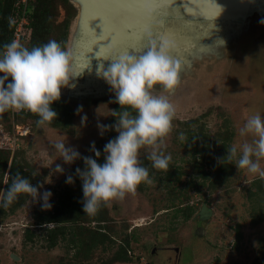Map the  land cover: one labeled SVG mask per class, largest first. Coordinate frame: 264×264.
<instances>
[{"label":"rangeland","instance_id":"374dc122","mask_svg":"<svg viewBox=\"0 0 264 264\" xmlns=\"http://www.w3.org/2000/svg\"><path fill=\"white\" fill-rule=\"evenodd\" d=\"M56 1L60 6L49 40L61 43L68 5L65 6L63 0ZM71 5L75 15L70 17L63 47L75 53L72 67L78 76L72 82L74 87L62 89L60 96L71 110L70 122L63 128L38 127L35 120L17 111L0 114V130L13 135L18 142L14 153L7 152L6 172L16 157V161L26 166L33 185L42 184V191H51V204L57 201L64 188L65 177L77 167L83 168L82 160L63 165L52 145L66 140L83 157L92 155L89 145L95 142L96 148L101 150L100 158H103L104 144L116 135L111 130L103 136L98 134V122L114 123L110 112L115 107L114 94L96 76L93 62L85 66L77 61L81 54L74 44L71 46L77 7ZM171 27L167 25L166 30H175L176 37L167 38L174 37L177 49L182 45L194 48L171 54V59L180 65V84L172 93L166 94L176 108L173 130L165 138L164 151L171 155L168 169H152L146 152L141 150L140 159L149 168L153 182L142 183L134 194L107 205L105 225L112 242L106 241L85 258L74 256L75 250L67 239H58L56 246L47 247L46 231L32 225L34 214L41 209L40 204L30 203L24 196L22 204L2 218L0 264H264V197L257 192L254 183L258 177L236 169L230 163L227 178L222 183L212 185L203 181L194 169L191 150L185 140L192 131L199 138L231 146L239 142L238 129L249 115L260 113L264 117V23L251 20L249 26L241 30L230 28L225 33L220 30L221 38L216 40L212 33H217V29L208 31L211 24L204 30L185 27L182 23L176 27L173 23ZM169 31H166L167 35H170ZM29 40L22 44L27 46ZM88 42L86 40L87 45ZM192 49H196V55L191 56ZM99 86L109 90V94L92 99L81 97L82 90H76L85 87L84 91H89ZM155 91L160 92V89ZM78 106H82L81 113L76 112ZM85 114L87 120L81 125L80 116ZM179 133L184 134L183 141L179 139ZM210 161L214 162V159ZM57 163L64 168L63 174L49 176ZM203 166L206 171H215L204 163ZM173 171L181 172L179 181L175 177L167 178ZM5 180L4 176L3 184ZM203 205L211 215L200 219L198 212ZM187 206L192 207L194 213L185 219L181 209ZM178 209L180 211L176 212ZM259 211H262L263 219L252 225V218ZM85 225L92 228L95 223ZM26 227L33 231L31 238L24 233ZM236 230L239 238H236ZM125 241H128V252L124 260L114 261V256L122 253L120 247ZM12 255L18 259H13Z\"/></svg>","mask_w":264,"mask_h":264},{"label":"clouds","instance_id":"9594fccd","mask_svg":"<svg viewBox=\"0 0 264 264\" xmlns=\"http://www.w3.org/2000/svg\"><path fill=\"white\" fill-rule=\"evenodd\" d=\"M143 11L146 16H152L150 5L146 4ZM143 39L147 41V48L141 54L125 53L106 59L107 67L103 63L96 67V76L109 87L114 102L119 105V110H110L114 123H97L100 136L109 130L116 133L103 146V162H98L101 150L96 148L95 142L89 145L92 155L83 157L66 140L52 145L63 165L82 160L83 168L77 167L74 175L66 176L65 183L71 185L74 177L79 179L82 212L88 216H96L103 206L134 194L140 184L153 182L149 168L140 159L142 149L152 169L166 171L171 161L164 147L165 138L173 130L176 108L166 94L180 84V65L171 59L174 44L170 39L157 41L148 28L143 32ZM72 63L71 51L56 40L31 48L17 40L3 45L0 50V114L27 111L38 117V127L51 124L58 115L52 105L60 100L62 89L74 87L72 82L78 76ZM82 111V106H78L76 112ZM86 120V114L80 116L81 125ZM237 134L239 142L229 146L218 163L227 161L236 169L264 179V117L260 113L249 115ZM184 138V134L179 133V139ZM63 172L64 168L57 163L49 176ZM4 176L8 186L0 188V207H9L24 195L30 203L39 202L42 210L51 208L52 193L47 189L42 191V184L33 185L19 173L10 177L4 172Z\"/></svg>","mask_w":264,"mask_h":264},{"label":"trees","instance_id":"16d2710c","mask_svg":"<svg viewBox=\"0 0 264 264\" xmlns=\"http://www.w3.org/2000/svg\"><path fill=\"white\" fill-rule=\"evenodd\" d=\"M27 18L29 20L30 28V40L26 47L31 48L38 46L49 41V34L52 30L54 20L56 19L58 6L56 0H29ZM18 0H0V50L3 45L11 42L13 32L12 20L17 15ZM63 2L68 5L66 9V21L63 24V33L60 36L61 45L63 46L66 41L67 32L70 24V17L75 15V9L67 1ZM53 109L58 113L57 118L51 124L52 127H66L70 122V108L63 100L52 105ZM115 110H119V105L115 103ZM20 114L26 115L32 120H37L34 114L27 111H19ZM188 147L191 150L192 164L198 176L203 181H207L212 185L222 183L227 178V171L230 167V163L224 161L222 164L218 163L219 158L226 155V150L229 147L225 142H210L199 136L195 135L192 131L188 132V137L185 139ZM194 144V145H193ZM190 145H193L190 147ZM16 158V157H15ZM13 158L9 167V176H14L19 173L21 176L29 178L23 163L16 161ZM211 158L214 162L210 161ZM98 162H103V158H100ZM9 163V154L7 151L0 150V188H7V184H3L4 172L7 171ZM203 163L211 167L215 171L212 173L204 169ZM150 174V173H149ZM74 175V171L71 172ZM180 171H173L167 174V178L175 177L179 181ZM10 183V181H9ZM257 192L264 197V179H256L254 181ZM24 195L12 203L9 207H0V224L2 218L7 212H13L17 207L22 204ZM82 190L81 182L74 177V183L67 185L65 183L64 188L59 192L57 201L51 204V208L42 211L41 209L33 216L34 223L32 225L38 226L43 231H46L47 247L51 248L56 246L58 239H67L69 246L75 250L74 256H80L85 258L90 256L95 248L98 246H104L105 242H112L110 233L105 225L107 215V205L103 206L96 216H88L82 212ZM180 211L179 209L176 211ZM181 212L185 215V219L189 218L194 209L190 206L181 209ZM263 219L262 211H259L255 217L252 218V225L258 224ZM95 223L94 227H87L85 224ZM52 224L51 228L47 225ZM26 227L24 233L28 238L33 235ZM239 231L236 230V238H239ZM128 241L125 244H121V254L114 256V261H122L125 258L126 252H128Z\"/></svg>","mask_w":264,"mask_h":264},{"label":"water","instance_id":"95a60500","mask_svg":"<svg viewBox=\"0 0 264 264\" xmlns=\"http://www.w3.org/2000/svg\"><path fill=\"white\" fill-rule=\"evenodd\" d=\"M69 1L77 7L76 22L71 29V46L74 44L73 46H76L78 53L81 54V61L77 56L78 54L75 56L78 57L77 61L82 65L86 66V64L93 62L96 69L100 63L105 65L108 62L106 59L118 57L125 53H142L147 47V41L143 39V32L146 28L152 30L153 38L157 41H159V38L155 35L157 33L165 38L171 35L176 37V31L173 29L171 31L168 29L170 35H162L160 31L156 30L158 26L164 31H167V28L155 21H146L138 8L134 10L126 8L122 0ZM125 2L131 5L134 0H125ZM159 2L164 9L161 17L165 21L166 27L168 25L172 26L171 28H173V23L174 25L175 23L176 25L182 23L185 27H195L199 24V22L196 23L198 18H202V21H210V18L217 17V19L230 20L235 23L238 18L244 19L252 10L258 8H260V11L264 10V0H172L171 4L166 0H159ZM210 2L213 6L210 5ZM169 7L172 8L171 15L167 13ZM97 12L102 13L103 17L109 21L115 17L116 23L106 27L104 19L96 18L90 21ZM233 22L231 24H234ZM117 37L123 39L118 41ZM174 37L171 39L174 44L171 54L181 53L180 49L189 51L193 47L182 45L177 49ZM86 40L89 41L88 45ZM78 89L80 87H77L76 90L78 91ZM210 215L211 211L205 205L198 212L200 219L208 218ZM12 257L18 259L16 256L12 255Z\"/></svg>","mask_w":264,"mask_h":264},{"label":"flooded vegetation","instance_id":"af4514ba","mask_svg":"<svg viewBox=\"0 0 264 264\" xmlns=\"http://www.w3.org/2000/svg\"><path fill=\"white\" fill-rule=\"evenodd\" d=\"M254 18V19H253ZM264 18V10L263 11H260V8L258 9H255V10H252L250 12L249 15H246V17H244V19H240L238 18L234 24H231L229 21H226V20H220L219 18L218 19H213L211 21H202V20H196V23L199 22V24L195 25L196 28H199L200 30H204V28L211 24V27L208 31H213L214 29H217V33H212V37L213 39L216 40V38H221V33H225L226 30L230 29V28H233V29H236V30H241L243 29L244 27L246 28L247 26H249L251 20H254L256 21V23H259L261 22ZM175 27H176V23H175ZM189 27V26H188ZM220 30H221V33H220ZM210 33H208L209 35ZM147 48V47H146ZM146 50V49H145ZM195 50V51H194ZM192 49L191 51L193 52L192 55H196V49ZM141 54V53H140ZM218 54V53H217ZM225 59V58H224ZM84 88H81L80 87V91L81 93L82 92H86V93H82V96L81 97H90L92 99H96V98H99L101 97L102 95L106 96L109 94V90H103L102 88L97 87L96 88H90L89 91H84Z\"/></svg>","mask_w":264,"mask_h":264},{"label":"built area","instance_id":"2783aa9c","mask_svg":"<svg viewBox=\"0 0 264 264\" xmlns=\"http://www.w3.org/2000/svg\"><path fill=\"white\" fill-rule=\"evenodd\" d=\"M29 0H18L17 15L12 20L13 32L12 39L20 43L27 41L30 38L29 21L27 18ZM18 148L17 139L13 135H9L0 130V150L14 153Z\"/></svg>","mask_w":264,"mask_h":264},{"label":"snow or ice","instance_id":"6c2138e0","mask_svg":"<svg viewBox=\"0 0 264 264\" xmlns=\"http://www.w3.org/2000/svg\"><path fill=\"white\" fill-rule=\"evenodd\" d=\"M122 2L125 3V7H126V8H130V9H133V10L138 8L139 11H140V13L143 15V18H144L146 21H155L156 23L161 24V25H163V26L166 28L165 21H164V20L162 19V17H161V14L164 12V9L161 7L159 0H134V3L131 4V5H128V4L125 2V0H122ZM146 4L150 5V7H151V9H152V16H151V17H148V16H146V15L144 14L143 9H144V7H145ZM154 13H155V15H154ZM167 13H168L169 15L172 14V8H171V7H169V8L167 9ZM96 18L104 19V21H105V26H106V27H110L111 25H114V24L116 23V19H115V17H113V18L111 19V21H109V20L105 19V18L103 17L102 13H100V12H97V14L95 15V17H94V18H91L90 21L95 20ZM90 30H91V29H90ZM155 35H156L157 38H159V39H161V38H165V37H163V36H160V34H158V33L155 34Z\"/></svg>","mask_w":264,"mask_h":264},{"label":"bare ground","instance_id":"6f19581e","mask_svg":"<svg viewBox=\"0 0 264 264\" xmlns=\"http://www.w3.org/2000/svg\"><path fill=\"white\" fill-rule=\"evenodd\" d=\"M166 1L169 2V4L172 3V0H166ZM213 3H214V2H213ZM210 5L213 6V4H212L211 2H210ZM214 18L217 19V17H214ZM214 18H210V21L213 20ZM193 20H194V19H193ZM196 20H202V18H198V19H196ZM229 22L232 23L233 21H229ZM156 30L160 31L162 35H163V34L166 35V31H164V29H160L159 26H158V28H157ZM163 32H164V33H163ZM167 32H168V30H167ZM136 36H137V34H136ZM121 39H123V38H122V37H120V38L117 37V40H118V41H120ZM136 39H138V38L136 37Z\"/></svg>","mask_w":264,"mask_h":264}]
</instances>
